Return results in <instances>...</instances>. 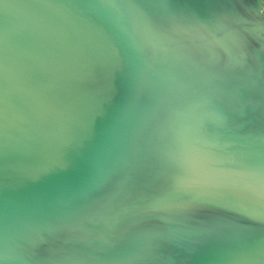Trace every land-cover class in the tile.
<instances>
[{
  "label": "water",
  "instance_id": "95a60500",
  "mask_svg": "<svg viewBox=\"0 0 264 264\" xmlns=\"http://www.w3.org/2000/svg\"><path fill=\"white\" fill-rule=\"evenodd\" d=\"M166 3L182 23L161 33L95 0H0V264H264V208L202 186L228 210L184 213L153 179L201 127L264 164V0Z\"/></svg>",
  "mask_w": 264,
  "mask_h": 264
},
{
  "label": "snow or ice",
  "instance_id": "6c2138e0",
  "mask_svg": "<svg viewBox=\"0 0 264 264\" xmlns=\"http://www.w3.org/2000/svg\"><path fill=\"white\" fill-rule=\"evenodd\" d=\"M95 2L112 11L113 15H121L122 10H129L140 18L150 32L155 26L161 33H167L182 23L173 12L161 15L160 10L168 9L166 0H95ZM83 53V52H82ZM81 53V54H82ZM113 71L123 70L119 53H113L105 62ZM138 91V82L132 81ZM226 118V117H224ZM206 132L199 130V140L181 146L176 151L161 152L157 159L163 171L154 177L171 189L180 198L176 206L184 213L192 214L203 210H224L209 198L194 195L197 188L216 189L232 193L247 200L253 205L264 208V164L257 165L246 153L222 156L205 149ZM206 168L213 169L210 177L202 176ZM110 191V189H109ZM250 220L264 224V215L247 214ZM67 244H79L78 239L65 241Z\"/></svg>",
  "mask_w": 264,
  "mask_h": 264
}]
</instances>
